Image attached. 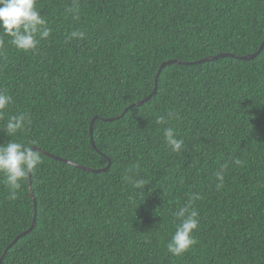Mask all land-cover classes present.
I'll list each match as a JSON object with an SVG mask.
<instances>
[{
	"label": "trees",
	"instance_id": "trees-1",
	"mask_svg": "<svg viewBox=\"0 0 264 264\" xmlns=\"http://www.w3.org/2000/svg\"><path fill=\"white\" fill-rule=\"evenodd\" d=\"M37 8L50 36L28 52L4 36L0 50V90L12 97L0 126L30 116L15 136L0 130V143H26L42 160L16 200L0 173V264H264V47L242 59L264 41V0ZM166 127L183 139L179 153ZM108 161L104 172L80 168ZM30 193L35 225L6 250L32 224ZM186 205L199 213L197 243L176 257L166 244Z\"/></svg>",
	"mask_w": 264,
	"mask_h": 264
},
{
	"label": "clouds",
	"instance_id": "clouds-1",
	"mask_svg": "<svg viewBox=\"0 0 264 264\" xmlns=\"http://www.w3.org/2000/svg\"><path fill=\"white\" fill-rule=\"evenodd\" d=\"M47 25V20L37 8V0H0V50H3L6 44L4 36L11 37V44L18 50L25 52L36 50L40 41L51 34L52 29ZM84 36L83 31H73L69 39H83ZM11 103L12 97L7 90H0V116ZM168 115L169 118L173 116L172 113ZM26 122H30L28 113L12 115L0 126V130H3L9 137L15 136L24 129ZM157 122L164 123L165 117H158ZM164 138L173 152L179 153L184 147L183 139L177 138L176 131L172 127L164 129ZM41 163L39 150L26 143L14 140L0 143V173L3 174V183L9 188L8 199L18 198V190L21 189L22 182ZM235 163L240 164L241 161L237 159ZM226 167L227 165H222L220 170L214 173L219 181L217 187L222 186L224 182ZM80 168L86 167L81 166ZM126 179L131 181L132 177H126ZM134 183L137 187L145 186L143 179L135 180ZM191 199L190 197V201ZM175 216L178 222L175 224V232L167 241L166 247L173 256L180 257L197 243L194 230L199 227V213L186 205L180 208Z\"/></svg>",
	"mask_w": 264,
	"mask_h": 264
},
{
	"label": "water",
	"instance_id": "water-1",
	"mask_svg": "<svg viewBox=\"0 0 264 264\" xmlns=\"http://www.w3.org/2000/svg\"><path fill=\"white\" fill-rule=\"evenodd\" d=\"M263 47H264V41L262 42V44L260 45L258 51H257L255 54L244 56V57H242V59H249V58L254 57L257 53H259V52L262 50ZM222 56H226V54H222V55H219V56H217V57H222ZM214 58H216V57H214ZM208 60H209V58H205V59H203L202 61H208ZM176 62H177L176 60H168V61H166V62H163V63L160 65V67H159V69H158V71H157V74H156V76H155V79H154V89H153L152 93H151L148 97H146L144 100L138 102L137 105H141L143 102H145V101H147L148 99H150L151 96L155 93V90H156V84H157V83H156V78H157L158 74L160 73L161 69H162L163 67H165L166 65L173 64V63H176ZM112 120H113V118L108 119V121H112ZM93 123H94V118H93L92 121L90 122V126H89V135H90V141H91V144H92L93 147L95 148L94 143H93V138H92ZM41 153L46 154V153L43 152V151H41ZM46 155H47V154H46ZM55 159L61 160V161L65 162V163H70V161H68V160H63V159H60V158H57V157H55ZM109 166H110V162L108 161L106 167H104V168H102V169H96V170H90V169H87V168H81V169H83V170H85V171H88V172L91 171V172H93V173H99V172H104V171H106V170L109 168ZM30 196H31V198L33 199V195H32V193H30ZM33 200H34V199H33ZM33 209H34V217H33L32 224H31L30 228H29L28 230L22 232L20 235H18V236L12 241V243L6 248V250L9 249L10 246H11L13 243H15L20 237H22V236H24L25 234H27L28 232H30V231L32 230V228L34 227V225H35V200L33 201Z\"/></svg>",
	"mask_w": 264,
	"mask_h": 264
}]
</instances>
